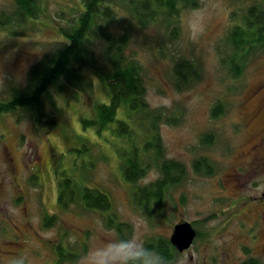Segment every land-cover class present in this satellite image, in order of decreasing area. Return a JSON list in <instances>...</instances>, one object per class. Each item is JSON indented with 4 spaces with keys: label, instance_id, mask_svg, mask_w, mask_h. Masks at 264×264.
<instances>
[{
    "label": "rangeland",
    "instance_id": "obj_1",
    "mask_svg": "<svg viewBox=\"0 0 264 264\" xmlns=\"http://www.w3.org/2000/svg\"><path fill=\"white\" fill-rule=\"evenodd\" d=\"M114 1L110 29L128 32L127 52L143 66L150 108L176 117L172 124L160 123L159 131L165 158L184 164L186 177L168 190L160 207L147 211L133 192L159 179L158 166L135 185L123 176L122 158L132 143L143 149L149 123L129 117L123 107L117 117L127 115L129 135H118L117 122L101 132L84 127L82 116L92 118L96 104L110 102L104 44L92 34L89 45L104 74L100 78L90 71V97L72 99L55 84L35 112L37 122L25 109L0 116V264L16 255L26 264H55L61 245L80 254L62 264H82L83 244L88 249L107 236H121L109 226L110 216L128 226L125 236L146 244L170 239L178 223L198 222L200 238L172 264H242L248 258L264 264V51L254 50L243 62L233 46L234 31L245 25L249 7L258 5L264 13V0L179 2L170 25L159 13L148 26L139 24L123 0ZM41 4L40 18L0 27V102L12 87L26 86L30 67L66 41L61 30L74 27L84 7L82 0ZM16 10L14 0H0V13ZM234 56L242 66L237 75ZM181 58L192 60L199 76L179 89L172 68ZM218 101L224 110L213 116ZM49 116L56 126L42 122ZM207 133L215 135L214 142L201 141ZM140 156L151 160L143 151ZM197 159L213 163L215 173L196 172ZM67 177L79 188L106 193L112 209H88L79 199L60 206V183ZM47 216L51 223L45 222Z\"/></svg>",
    "mask_w": 264,
    "mask_h": 264
},
{
    "label": "trees",
    "instance_id": "obj_2",
    "mask_svg": "<svg viewBox=\"0 0 264 264\" xmlns=\"http://www.w3.org/2000/svg\"><path fill=\"white\" fill-rule=\"evenodd\" d=\"M14 2L17 8L14 14L0 13V27L23 25L31 19L40 18L43 13L41 0H14ZM123 2L131 9L140 25L148 26L155 21L159 13L165 16L170 25L179 11L177 6L179 2L184 3L183 6H189L196 5L197 0H123ZM114 3V0H82L84 7L78 12L77 24L74 27L63 28L60 32L66 41L59 43L53 52L45 54L30 67L26 86L11 88L9 97L0 102V116L17 109H25L34 115L37 122L35 112L42 110L44 94L55 84L62 93L72 99L79 100L80 96L84 95L90 97L94 93V80L90 71L100 78H103L104 74L98 67L95 50L89 45L93 34L104 44V58L109 66V71L105 74L110 102L96 104L94 116L92 118L82 116L81 120L84 127L95 126L99 132L107 129L110 123L117 122L116 131L120 137L132 132L127 115L123 119L117 117L123 107L129 117L138 119L140 116L139 119L149 123L148 136L143 149L136 147L131 141L132 150L123 153L122 170L125 179L136 185L139 180L147 176L152 166H158L161 174L159 179L146 186L136 187L133 192L135 201H140L144 209L151 211L152 205L158 207L162 205L168 190L182 183L187 173L184 164L177 161L173 163L172 160L165 158V147L159 131L160 123L172 124L176 117L161 109L150 108L146 98L147 86L143 66L139 59L127 52L130 42L128 32L124 31L118 35L110 29L115 19ZM234 32L236 35L233 42L234 52L243 62L254 50L264 51V13L260 6L249 7L245 25L238 27ZM233 60L236 67L235 70L231 64L236 72L234 75L240 74L241 62L235 56ZM172 73L178 88L182 89L198 78L199 69L192 60L181 58L174 64ZM223 110V103L218 101L212 108L213 116L220 115ZM42 122L52 126L57 124L54 116H49ZM214 137L213 133H207L201 137V141L206 144L212 143ZM141 151L151 158L150 162L143 161V157L140 156ZM193 166L196 172L204 175L215 173L213 163L208 160L197 159ZM77 199L81 200L88 209L109 211L113 206L106 193L87 186L79 188L74 184V179L67 177L60 183L59 205L67 207ZM49 219L47 216L45 222L51 223L52 220ZM108 224L116 227L121 236H125V230L129 229L117 220V216H110ZM192 225L197 228L198 222ZM196 231L195 240L201 236L200 230L196 229ZM147 245L159 249L166 256L168 264H172L181 253L168 238H160L148 242ZM61 247L64 248L63 245ZM61 247L56 249L58 260L55 264H62L64 258L77 261L79 253ZM86 250L87 244H83V251ZM242 264H261V262L256 258H248Z\"/></svg>",
    "mask_w": 264,
    "mask_h": 264
},
{
    "label": "clouds",
    "instance_id": "obj_3",
    "mask_svg": "<svg viewBox=\"0 0 264 264\" xmlns=\"http://www.w3.org/2000/svg\"><path fill=\"white\" fill-rule=\"evenodd\" d=\"M6 264H26V261L22 255H16ZM82 264H168V260L159 249L134 235L107 236L87 249Z\"/></svg>",
    "mask_w": 264,
    "mask_h": 264
},
{
    "label": "water",
    "instance_id": "obj_4",
    "mask_svg": "<svg viewBox=\"0 0 264 264\" xmlns=\"http://www.w3.org/2000/svg\"><path fill=\"white\" fill-rule=\"evenodd\" d=\"M196 236L197 231L191 222H181L175 225L170 242L182 253L192 246Z\"/></svg>",
    "mask_w": 264,
    "mask_h": 264
},
{
    "label": "flooded vegetation",
    "instance_id": "obj_5",
    "mask_svg": "<svg viewBox=\"0 0 264 264\" xmlns=\"http://www.w3.org/2000/svg\"><path fill=\"white\" fill-rule=\"evenodd\" d=\"M173 232H174V230H173ZM173 234V233H172ZM172 236V235H171ZM171 236H170V238H171ZM192 247V246H191ZM191 247L188 249V250H185L184 252H182V254L183 253H187V252H189L190 251V249H191Z\"/></svg>",
    "mask_w": 264,
    "mask_h": 264
}]
</instances>
